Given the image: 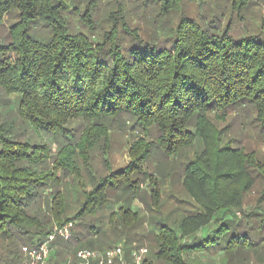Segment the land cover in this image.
Wrapping results in <instances>:
<instances>
[{
	"label": "trees",
	"instance_id": "obj_1",
	"mask_svg": "<svg viewBox=\"0 0 264 264\" xmlns=\"http://www.w3.org/2000/svg\"><path fill=\"white\" fill-rule=\"evenodd\" d=\"M126 2L0 0V264H21L23 246L69 221L72 236L53 242L47 264H78V251L122 239L127 263L147 240L162 264H189L186 256L205 251L264 264V209H245L264 184V1L232 0L225 24L222 14H184L179 0H134L132 10ZM251 6L262 7L257 17ZM139 14L154 17L148 37L134 26ZM236 113L253 116L252 149L218 125ZM119 123L150 141H136L126 166L99 176L91 140ZM41 133L53 141H37ZM154 149L174 158L170 171L148 170ZM178 166L186 197L168 195L167 204L179 218L151 236L141 230L145 215L106 209L124 185L159 214L158 178L172 182ZM144 183L155 189L139 190Z\"/></svg>",
	"mask_w": 264,
	"mask_h": 264
},
{
	"label": "rangeland",
	"instance_id": "obj_2",
	"mask_svg": "<svg viewBox=\"0 0 264 264\" xmlns=\"http://www.w3.org/2000/svg\"><path fill=\"white\" fill-rule=\"evenodd\" d=\"M127 1V9L132 10L131 3L135 5L134 0H125ZM231 1V2H230ZM257 2H260L261 0H256ZM264 1V0H263ZM232 0H179V7L180 10L182 9L184 14L196 17V15H202L206 19L210 18L212 15H224L223 17V24H225L228 19H230L231 12L228 10V5L231 6ZM261 6H251V10L248 11V15L251 13L254 17H257ZM153 16H147L142 17L140 14L137 16H133L134 20V26L135 24L137 27H141L142 35L143 37H148L151 29H152V19ZM232 19L235 20V15H233ZM232 20V21H234ZM252 20V19H250ZM241 25H243L244 22H239ZM248 28V26H247ZM141 32V31H140ZM5 35V31L0 28V37ZM253 121V116H251L249 113L247 114H230L229 116L225 118V120L222 122H218L219 127H225L228 132V137L239 139L246 148L252 149L255 147L254 145V134L252 132V129L250 127V123ZM255 123V122H254ZM77 123H74L73 126H76ZM117 125V124H115ZM111 127L109 129V132L106 134V138H103L102 136H93V139L91 140L92 143H94L93 147L90 150V158H89V164L90 168L93 169L99 176L105 175L108 173V170H116L117 168L124 167L128 164L129 157H128V149L129 147L133 146V144L141 140L143 138L150 141V139L147 136V133L138 131V129L130 128L131 124H123L119 123V125ZM87 124L84 126H81L83 129ZM83 131V130H82ZM85 132V130H84ZM81 131L77 132L76 135H79ZM25 135V134H24ZM152 137L155 136V132H153ZM26 136V135H25ZM24 136V137H25ZM39 140L44 141L45 143L49 144L53 141V138L49 135H46L44 133L40 134V137L37 138ZM257 147V146H256ZM261 148V146H260ZM55 149V147H54ZM259 149V147L257 148ZM193 156V149L188 148L184 151V157L191 158ZM174 159V158H173ZM173 159L167 160L163 157V155L156 149L154 151L152 150L149 162H148V170L155 169L158 167L163 168L164 171H170L172 167V161ZM185 158H183L184 160ZM80 167H82L80 165ZM111 171V172H112ZM181 171V168L178 166L177 171L173 174L174 180L170 182L169 179L162 180L159 176L160 183V191H161V198L165 202V206L163 207L162 212L159 214H154L153 212L150 214L148 212V208L144 206L142 203H139L136 194L132 189H127L122 187H119L114 192L112 191L109 194V203L106 205V209L117 211L120 208H123L124 206H129V208L133 212H140L142 215H145L144 226H142L143 232L145 235L151 236L155 230L157 229L158 225L162 223H169V221L175 220V218H179V214H177L175 211H173V204L171 200L168 201V195H173L178 198H183L184 195L186 197L185 192L181 190V188L178 185V176ZM95 173V174H96ZM94 175V174H92ZM60 179L64 181V183L67 184V190H70V185H73L70 178L69 180L67 177H63L62 173L60 172L59 175ZM84 189L86 188V191L91 190V184H83ZM140 188V187H139ZM264 184L261 182L257 184V187L255 190H253L246 198L245 203V209L246 211L253 208H260L264 209V192H263ZM146 190L147 193L151 190H154L155 188L149 186L148 183H144L141 185V188L139 190ZM140 192V191H139ZM262 198V199H261ZM261 199V201L259 200ZM82 200H85L82 199ZM149 200V199H147ZM171 201V202H170ZM167 204V205H166ZM156 209V208H155ZM157 210V209H156ZM179 213V212H178ZM181 214V213H180ZM119 216V214H117ZM149 216V217H148ZM151 216V217H150ZM74 225L72 228L73 233ZM72 236V235H71ZM61 239V238H58ZM252 240V239H251ZM124 243V239H122L120 242H116L117 247L122 248V244ZM140 248L146 249V255L144 259H147L152 264H162L160 261L156 260L153 256L152 250L150 248V243L147 240H143L140 242ZM27 246V245H26ZM133 248L136 246L135 240L132 243ZM256 249L261 250V244L257 245ZM97 252H105L104 250H93ZM187 260L189 261V264H258L261 259H258L256 256H250L248 259L244 260V256L236 255L233 260L228 258L220 257L218 253H212L209 251H205L202 253H194L192 255L186 256Z\"/></svg>",
	"mask_w": 264,
	"mask_h": 264
},
{
	"label": "built area",
	"instance_id": "obj_3",
	"mask_svg": "<svg viewBox=\"0 0 264 264\" xmlns=\"http://www.w3.org/2000/svg\"><path fill=\"white\" fill-rule=\"evenodd\" d=\"M74 222L69 221L62 225H56L51 232L36 246L21 248L23 262L21 264H47L51 253V245L58 238L68 239L72 235ZM146 249L136 248L131 251V263L123 258L121 247H114L105 252L93 250H80L77 252L78 264H142Z\"/></svg>",
	"mask_w": 264,
	"mask_h": 264
}]
</instances>
